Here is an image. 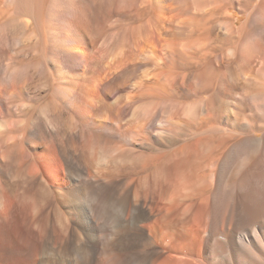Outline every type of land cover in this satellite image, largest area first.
<instances>
[{
  "label": "bare ground",
  "instance_id": "obj_1",
  "mask_svg": "<svg viewBox=\"0 0 264 264\" xmlns=\"http://www.w3.org/2000/svg\"><path fill=\"white\" fill-rule=\"evenodd\" d=\"M51 249L264 264V0H0V264Z\"/></svg>",
  "mask_w": 264,
  "mask_h": 264
},
{
  "label": "rangeland",
  "instance_id": "obj_2",
  "mask_svg": "<svg viewBox=\"0 0 264 264\" xmlns=\"http://www.w3.org/2000/svg\"><path fill=\"white\" fill-rule=\"evenodd\" d=\"M241 19H240V21H241ZM20 45L21 44H15L14 42H12V43L10 42L11 53L8 56L9 57L8 59L10 61H13V60L26 61V60L29 59V56L27 55L26 51L22 50L24 45H21V46ZM8 59H7V61H8ZM47 228H48V231L46 230ZM50 229H51V225L49 226L48 224H46L44 226V235L46 237L50 236V233L52 232V231H50ZM111 229H112L111 232H114L118 228H117V226H112ZM45 231H46V233H45ZM55 251L56 250L51 249V251H50L51 255H50V253L45 255L44 256L45 258L42 260L43 262H40L39 264H90L91 259H92L91 255L88 254L87 252L84 255L81 254V256L80 255H76V253H75V255L73 257L69 258V257H65L64 255H62V256L57 255V253ZM67 258H69V259H67Z\"/></svg>",
  "mask_w": 264,
  "mask_h": 264
}]
</instances>
